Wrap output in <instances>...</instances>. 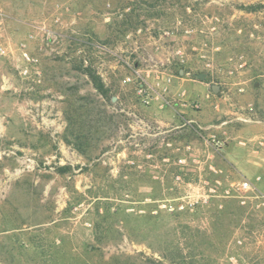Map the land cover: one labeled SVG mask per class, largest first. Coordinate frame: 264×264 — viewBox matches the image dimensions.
<instances>
[{"label":"rangeland","instance_id":"1","mask_svg":"<svg viewBox=\"0 0 264 264\" xmlns=\"http://www.w3.org/2000/svg\"><path fill=\"white\" fill-rule=\"evenodd\" d=\"M242 115L264 0H0V264H264V207L223 196L264 192Z\"/></svg>","mask_w":264,"mask_h":264},{"label":"built area","instance_id":"2","mask_svg":"<svg viewBox=\"0 0 264 264\" xmlns=\"http://www.w3.org/2000/svg\"><path fill=\"white\" fill-rule=\"evenodd\" d=\"M26 60H30L29 57L25 54ZM27 72V70L24 71V74ZM136 78H142L139 75H137ZM171 78H167V83H169ZM132 77L126 76L122 80L123 84H129L131 83ZM139 91L143 92V88H140ZM142 96H146V94H141ZM145 101V100H144ZM251 108V106H250ZM231 122L233 121H241L243 123H250L252 121V116L249 115H242V116H236L231 118ZM240 145L242 147L246 148L248 147L249 149H252L253 153H258L259 151L264 152V134L262 135H255L252 137H247L243 141L240 142ZM182 161V160H180ZM254 181L250 180L246 176H243L242 179L235 184H232L229 189H225L223 192V196L226 198L233 197V192H235L237 195L235 197H238L240 199V202L242 204H245L247 199H252L256 200L257 202L255 203L256 207H264V192L260 190L258 187V184H260L262 180L261 175H256L254 177ZM219 184V183H218ZM220 185V184H219ZM215 192V190H213ZM232 193V194H231ZM163 207L167 209L168 211L172 212L175 209H183V205H180L178 207H174L171 204H163Z\"/></svg>","mask_w":264,"mask_h":264},{"label":"crops","instance_id":"3","mask_svg":"<svg viewBox=\"0 0 264 264\" xmlns=\"http://www.w3.org/2000/svg\"><path fill=\"white\" fill-rule=\"evenodd\" d=\"M256 121V120H255ZM254 121H251L250 123H246L247 125L249 124H257V126H252V129L258 130V135L264 134V120H257L255 123ZM245 124V123H244ZM228 146L225 147L224 151L228 152ZM243 150L246 151V154L243 155L244 159L243 161L239 164L238 160L234 158V160L230 161L231 163L235 164L237 167L241 169V171H244V173H248V169L252 170L253 173H262L264 175V152L259 151L258 153H253L252 149H249L248 147L244 148ZM229 154V152H228ZM247 170V171H246Z\"/></svg>","mask_w":264,"mask_h":264},{"label":"trees","instance_id":"4","mask_svg":"<svg viewBox=\"0 0 264 264\" xmlns=\"http://www.w3.org/2000/svg\"><path fill=\"white\" fill-rule=\"evenodd\" d=\"M139 6L134 7L133 9H129L131 12H126L129 14H125V19L124 21H122V23L120 24V26H123V29H118V33H124L127 30V26H130V19L132 16H135L136 18L139 16L138 14V10H139ZM125 13V12H124ZM130 23V24H129ZM86 73H88V77L90 79V81L92 82L93 87L96 89V91L102 96V97H108V90L105 88L104 84L100 81V79L94 75V71L91 68H87ZM76 149H79L78 146H76ZM173 263H175L173 261Z\"/></svg>","mask_w":264,"mask_h":264},{"label":"water","instance_id":"5","mask_svg":"<svg viewBox=\"0 0 264 264\" xmlns=\"http://www.w3.org/2000/svg\"><path fill=\"white\" fill-rule=\"evenodd\" d=\"M197 78L200 79V80H204L205 79V74H199L197 75ZM218 86L216 85H212L211 86V90L213 93H217L218 92ZM113 101H115V98H113Z\"/></svg>","mask_w":264,"mask_h":264}]
</instances>
